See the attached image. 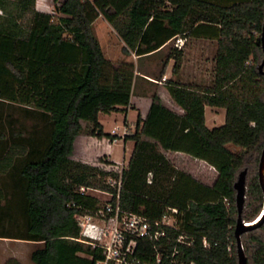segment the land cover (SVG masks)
Listing matches in <instances>:
<instances>
[{
  "label": "trees",
  "instance_id": "16d2710c",
  "mask_svg": "<svg viewBox=\"0 0 264 264\" xmlns=\"http://www.w3.org/2000/svg\"><path fill=\"white\" fill-rule=\"evenodd\" d=\"M35 2L0 0V104L17 108L16 116L2 117L0 110V237L37 244L30 253L33 264H96L102 249L78 239L74 214H93L101 202L81 192L83 186L109 192L112 203L118 191L121 208L151 220L177 209L175 227L165 226L158 240L136 238L140 262H153L157 251L162 264L173 252L175 264H238L233 184L242 169V220L251 221L263 207L257 168L264 144V74L256 39L263 30L264 0L227 6L200 0H53L51 12L37 10ZM99 15L117 31L124 53L148 54L200 27L216 29L218 38L213 86L167 85L182 114L153 94L145 117L137 116L127 137L134 145L120 174L71 158L81 133L114 137L103 131L100 112L131 106L134 64L115 65L104 55L93 30ZM181 56V49L167 52L175 73ZM205 105L224 107V123L208 128ZM165 151L205 161L217 171L214 182L178 169ZM109 179L120 180L119 190ZM180 235L184 241L177 240ZM241 243L247 264H264V221L243 232Z\"/></svg>",
  "mask_w": 264,
  "mask_h": 264
},
{
  "label": "crops",
  "instance_id": "0c3cea01",
  "mask_svg": "<svg viewBox=\"0 0 264 264\" xmlns=\"http://www.w3.org/2000/svg\"><path fill=\"white\" fill-rule=\"evenodd\" d=\"M200 1H208L218 5L227 6L233 2H237L240 0H200ZM35 8L37 10L44 11L38 8L36 2H35ZM97 18L93 22V24L96 23ZM106 22L107 24H109V26L112 27V29L115 30V28L107 20ZM115 32L118 35L116 30ZM214 33H216V29L213 28L211 29L208 27H200L199 29L194 30L190 35L180 34V36L186 38L181 48H177L174 45V37H172L163 46H161L160 48L156 49L153 52L143 55H137L136 53H134L133 50H129V53H131L132 56L129 53H125L127 57L125 59L119 60L120 63H125V62L133 63L135 67L134 70L135 77L133 79L132 93L130 99L131 106L126 107L125 110L123 111H113L111 113H108L109 115L112 114L119 115L121 118L122 125L121 127L114 126V128L111 129L110 132H107L104 129L103 131L105 133L114 135V137L112 138L114 140L111 143H120L122 145L123 154L120 159H124V161L126 162L125 164H127L130 158L134 145V140L127 137H129V135H132L135 131V122L137 116H140L141 118L145 117L150 107L153 94H156L166 107H168L169 109L173 110L178 114H182L183 109L170 96L167 89V85L172 84L175 86H180L185 88L195 87L199 89L211 88L213 86L215 71L213 74H210L209 71L203 73V67L206 68L208 66L206 65V63H216L218 38ZM118 38L120 40L119 44H121V47H123L125 45L124 42L119 37V35ZM171 47L182 50V56L180 61L181 65L176 71V73L173 72V65L175 63V59L173 57L170 58L166 57L167 52ZM107 58L112 61V57L108 56ZM151 63L153 64V67L155 69L157 68L155 75L145 72L144 70H141L139 68V67H143V68L147 67V69H150L151 67L149 64ZM160 73L161 76H159ZM208 114L210 115L208 116ZM211 114L220 115V117L218 120H216L214 117H211ZM223 115H225L224 107H215L209 105L204 106L205 124L208 128L218 126L217 123L218 121L220 123V120H222ZM101 125L103 124L101 123ZM102 128L104 127L102 126ZM78 136L84 137V140H82V146H84L82 149L83 154L86 151L85 147L87 140L88 139L97 140V137L90 136L85 133H81ZM110 147L112 150V145H110ZM111 150L105 149L104 147V149L102 150V154H106L109 160L115 162L119 161L120 159L114 160L112 158ZM164 153L166 156H168L170 153L185 154L183 152H177V151H165ZM71 158L84 163L94 164L93 161H90L89 159H85L84 157H74L73 155H71ZM204 245H207V242L206 244L204 243Z\"/></svg>",
  "mask_w": 264,
  "mask_h": 264
},
{
  "label": "rangeland",
  "instance_id": "374dc122",
  "mask_svg": "<svg viewBox=\"0 0 264 264\" xmlns=\"http://www.w3.org/2000/svg\"><path fill=\"white\" fill-rule=\"evenodd\" d=\"M36 4L38 8L44 10L45 12H51L54 8L53 0H36ZM26 18L27 16H25L22 21H25ZM93 30L100 41L104 55L112 57V61L115 65L121 64L119 60L125 59L127 55L122 51L121 44H119L120 40L115 30L107 24L106 19H104L102 15H99L96 23L93 24ZM129 54L132 56L131 53ZM149 65L151 67H149L150 69H147V67L139 68L145 72L155 75L157 68L155 69L152 63ZM206 65H208V68L203 67V73L209 71L210 74H213L215 71V63H206ZM0 110H2V117L6 116V113H12L16 116L17 112L16 106H12L8 103H1ZM209 115L210 114H208V116ZM211 117L218 120L220 115L211 114ZM224 117L225 115H223L220 123L218 121V126L224 123ZM98 120L103 124V129L107 132H110L114 126L121 127L122 125L120 116L115 114L109 115L100 112L98 114ZM85 125L86 123L83 122L84 127ZM82 140H84V137L78 136L74 142V151L72 153L74 157H84L85 159H89L94 162V164L91 165H95L105 170L108 168L121 169L126 165L124 159H120L123 154L122 145L120 143H111L114 139L107 137L97 138V140L88 139L84 154L82 151L84 147L82 146ZM110 145H112V150ZM227 146L235 152H239L241 150L239 147L232 144H228ZM104 147L105 149L111 150V156L114 160H120L117 162L109 160L106 154H102ZM167 157L178 169L190 173L195 179L208 185H211L217 176V171L214 167L205 161L191 157L190 155L170 153ZM110 164H113L114 166ZM90 193L97 196L101 204L104 203L105 200L110 199V194H105L100 190L98 192H96V190L90 191ZM36 246L37 244H32L25 240L0 237V264H11L13 261L19 262L20 264H33L30 260V253Z\"/></svg>",
  "mask_w": 264,
  "mask_h": 264
},
{
  "label": "built area",
  "instance_id": "2783aa9c",
  "mask_svg": "<svg viewBox=\"0 0 264 264\" xmlns=\"http://www.w3.org/2000/svg\"><path fill=\"white\" fill-rule=\"evenodd\" d=\"M185 40V37L177 34L174 36V45L181 48ZM121 169L108 168L107 170H114L120 174ZM108 182L112 185L116 183L119 190L120 180L109 179ZM94 190L96 189L80 187V191L83 193H90ZM103 193L110 194L106 191ZM118 198L117 191L115 203L110 201V194V199L100 204L93 214H74L75 225L78 227L80 235L78 239L89 242L93 246L101 247L103 259L97 261L96 264H162L161 255L157 251L153 262H140L135 253L136 238L144 237L149 240H158L165 234V226L175 227L174 215L177 213V209L175 207L168 208L160 219L151 220L141 214L124 210L119 205ZM177 240L184 241L183 235H180ZM203 242L206 244L205 240ZM174 253L171 254L168 264L176 263L172 258ZM189 264L195 263L190 262Z\"/></svg>",
  "mask_w": 264,
  "mask_h": 264
},
{
  "label": "water",
  "instance_id": "95a60500",
  "mask_svg": "<svg viewBox=\"0 0 264 264\" xmlns=\"http://www.w3.org/2000/svg\"><path fill=\"white\" fill-rule=\"evenodd\" d=\"M256 43L261 45L263 50V59L261 63L258 65V70L261 74H264L263 65H264V23L263 30L259 37L256 39ZM246 172L247 169H242L238 175L236 180L234 181L233 188L235 190V206L237 211V218L234 225V237L236 240V249H237V262L238 264H247L246 255L243 250V246L241 243V234L247 230L254 229L259 227L264 221V144L260 153L257 175H258V183L260 185L262 195H263V207L260 213L251 221L246 223L241 218L242 209L245 202V181H246Z\"/></svg>",
  "mask_w": 264,
  "mask_h": 264
}]
</instances>
